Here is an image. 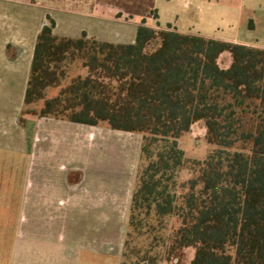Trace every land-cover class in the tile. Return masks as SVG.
<instances>
[{
    "label": "trees",
    "instance_id": "obj_1",
    "mask_svg": "<svg viewBox=\"0 0 264 264\" xmlns=\"http://www.w3.org/2000/svg\"><path fill=\"white\" fill-rule=\"evenodd\" d=\"M48 19L22 114L142 137L128 226L138 235L145 228L150 242L144 252L129 249L128 232L120 264L169 262L186 248L191 264H264V48L145 18L131 43L59 36ZM196 123L215 148L189 161L192 176L178 184L185 160L177 139ZM170 217L178 224L163 236Z\"/></svg>",
    "mask_w": 264,
    "mask_h": 264
},
{
    "label": "crops",
    "instance_id": "obj_2",
    "mask_svg": "<svg viewBox=\"0 0 264 264\" xmlns=\"http://www.w3.org/2000/svg\"><path fill=\"white\" fill-rule=\"evenodd\" d=\"M48 17L59 36L85 32L131 43L137 28L122 31L104 19L78 23L39 0H0V150L27 156L21 198L0 206V225L1 213H14L8 246L0 242V264H119L125 222L116 213L130 206L140 136L22 114L36 37ZM187 17L161 21L158 14L161 27L170 23L179 32L250 45L236 36L195 32Z\"/></svg>",
    "mask_w": 264,
    "mask_h": 264
},
{
    "label": "rangeland",
    "instance_id": "obj_3",
    "mask_svg": "<svg viewBox=\"0 0 264 264\" xmlns=\"http://www.w3.org/2000/svg\"><path fill=\"white\" fill-rule=\"evenodd\" d=\"M47 6L52 13L62 14L63 17L72 18L78 23L85 22L86 19H104L114 22L116 28L120 30L133 29L139 25L143 18L146 24L153 27H161V21L169 20L172 16H177L179 21H187V14L191 16V30L197 32H211L212 36H236L239 41L247 42L250 45L264 46V0H39ZM120 13V15L118 14ZM186 13V14H185ZM157 16V17H156ZM187 19V20H186ZM183 20V21H182ZM167 25V24H166ZM163 25V27H166ZM173 27V26H172ZM162 28V27H161ZM175 28V27H174ZM223 61V60H222ZM58 89L48 91L51 96L57 93ZM38 103L36 107H40ZM55 121V120H52ZM57 121V120H56ZM103 127H107L103 125ZM106 129H110L107 127ZM123 132V131H118ZM124 133V132H123ZM135 133V132H133ZM138 135V133H137ZM140 136V145L142 137ZM178 148L183 151L185 163L177 172L178 184L183 183L192 176L190 169L191 160H202L211 152L215 146L208 143L205 138V128L201 123L192 126L189 132L184 133L177 139ZM19 159V161H17ZM144 161L140 159V148L137 159H132V173L130 180V192L134 190L136 175L139 167ZM27 172V156L16 155L12 152L0 150V206L6 204L15 205L21 198L23 177ZM14 177L13 180L11 178ZM184 188L178 187L176 193L180 195ZM129 205V204H128ZM122 212H117V219L125 222V231L122 238V250L119 264L122 260V252L125 249L124 241L128 237V248L134 247L144 252L150 242L147 238L146 229L143 234L132 233L128 226L129 208ZM10 208V207H9ZM13 214L3 212V224L0 225V242L8 246L12 237V227L14 226ZM165 228L161 231L163 236H167L178 222L175 217L164 220ZM158 251H163L159 246ZM154 251L151 252V254ZM162 253V252H161ZM142 255V254H141ZM193 249L186 248L180 255L174 257L169 262L164 260L157 264H191Z\"/></svg>",
    "mask_w": 264,
    "mask_h": 264
}]
</instances>
